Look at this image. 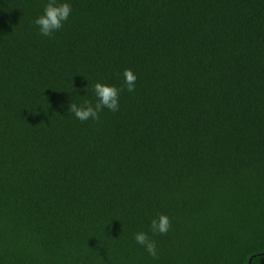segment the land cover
<instances>
[{"label":"trees","instance_id":"trees-1","mask_svg":"<svg viewBox=\"0 0 264 264\" xmlns=\"http://www.w3.org/2000/svg\"><path fill=\"white\" fill-rule=\"evenodd\" d=\"M47 2L0 0V264H264V0Z\"/></svg>","mask_w":264,"mask_h":264},{"label":"clouds","instance_id":"clouds-1","mask_svg":"<svg viewBox=\"0 0 264 264\" xmlns=\"http://www.w3.org/2000/svg\"><path fill=\"white\" fill-rule=\"evenodd\" d=\"M72 12L69 3H57V0H48L43 9V14L34 21L39 29V33L48 38H52L54 33L63 28L64 22L67 21ZM124 85L129 93L135 91L136 75L131 69H125L122 73ZM94 93L96 102L85 100L83 104L77 105L71 103L68 106V113L74 115L81 122L91 120H99V114L103 109L111 112L119 111V93L120 89L103 83L94 84ZM171 227V221L167 215L159 214L150 222V231L153 235H167ZM134 240L153 258H156L157 247L156 241L145 232H138L134 235Z\"/></svg>","mask_w":264,"mask_h":264}]
</instances>
